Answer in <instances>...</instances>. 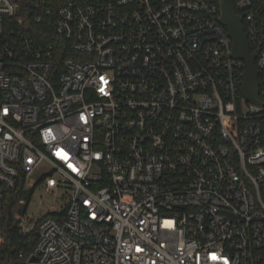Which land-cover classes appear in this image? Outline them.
<instances>
[{"label": "built area", "instance_id": "obj_1", "mask_svg": "<svg viewBox=\"0 0 264 264\" xmlns=\"http://www.w3.org/2000/svg\"><path fill=\"white\" fill-rule=\"evenodd\" d=\"M21 2L0 0V222L7 189L68 194L24 264H264V0H232L260 105L219 0L48 6L61 46Z\"/></svg>", "mask_w": 264, "mask_h": 264}, {"label": "trees", "instance_id": "obj_2", "mask_svg": "<svg viewBox=\"0 0 264 264\" xmlns=\"http://www.w3.org/2000/svg\"><path fill=\"white\" fill-rule=\"evenodd\" d=\"M67 1L88 4L112 0H51V2L48 0H22L21 9L24 20L21 29L31 34L36 43H53L56 46H61L64 41L54 35L52 17L44 23H36L35 17L46 7L51 6L54 10L59 4ZM64 57L65 54H59L57 58L61 60ZM27 190L19 185V188L7 189L4 193L0 222V264H24L37 241L36 225L29 232H22L18 225L19 220L14 216L16 213H24V208L19 207L18 202L27 192L30 197L31 190ZM20 250L24 252L23 257L18 256Z\"/></svg>", "mask_w": 264, "mask_h": 264}, {"label": "water", "instance_id": "obj_3", "mask_svg": "<svg viewBox=\"0 0 264 264\" xmlns=\"http://www.w3.org/2000/svg\"><path fill=\"white\" fill-rule=\"evenodd\" d=\"M221 16L220 22L227 28L232 41L230 56L244 63L242 72L241 94L246 101L261 104L258 95V69L255 65L256 52H251L242 20L234 10L232 0H219Z\"/></svg>", "mask_w": 264, "mask_h": 264}, {"label": "rangeland", "instance_id": "obj_4", "mask_svg": "<svg viewBox=\"0 0 264 264\" xmlns=\"http://www.w3.org/2000/svg\"><path fill=\"white\" fill-rule=\"evenodd\" d=\"M29 193H25L18 202L19 207L24 208L21 213L24 221L33 226L44 216H51L52 213L63 206L68 199V194L63 189H52L46 191L42 186L35 189H28Z\"/></svg>", "mask_w": 264, "mask_h": 264}, {"label": "snow or ice", "instance_id": "obj_5", "mask_svg": "<svg viewBox=\"0 0 264 264\" xmlns=\"http://www.w3.org/2000/svg\"><path fill=\"white\" fill-rule=\"evenodd\" d=\"M215 258V257H214Z\"/></svg>", "mask_w": 264, "mask_h": 264}]
</instances>
